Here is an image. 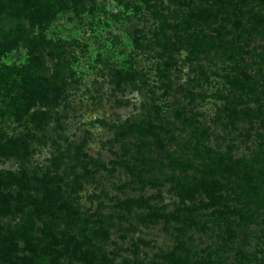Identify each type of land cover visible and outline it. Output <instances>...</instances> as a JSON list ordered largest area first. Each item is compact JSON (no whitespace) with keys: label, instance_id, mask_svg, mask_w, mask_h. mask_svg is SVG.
<instances>
[{"label":"rangeland","instance_id":"rangeland-1","mask_svg":"<svg viewBox=\"0 0 264 264\" xmlns=\"http://www.w3.org/2000/svg\"><path fill=\"white\" fill-rule=\"evenodd\" d=\"M205 5L201 0L67 1L41 28L32 29L43 56L38 73L48 77L57 71L63 92L55 107L35 104L20 121L0 117V141L25 143L24 153L0 154V171H25L30 181L49 178V187L62 194L64 211L32 218L35 236L42 237L38 229L44 223L56 234L82 233L96 259L104 254L108 264L160 263V254L179 241L190 250L192 264H264V204L255 208L242 195L234 198L226 184L218 205L223 217L216 218L202 208V195L182 205L174 189L193 173L189 164L203 174L213 166L211 177L230 176L233 183L241 182L231 175L233 160L264 166L259 122L264 31L246 27L247 5L239 18L244 30L233 29L239 15L230 14L209 25L196 24L193 17L186 26L187 11ZM257 9L264 15V7ZM27 58L18 43L0 56V67L18 69ZM20 90L17 82L12 93ZM5 94L0 89V109ZM195 175L196 183L200 176ZM150 197V204L178 220L143 222L146 211L128 207V200ZM192 204L201 209L189 213ZM182 219L198 227L180 233ZM23 220L21 214L1 216V233ZM227 225L234 233L229 239ZM17 246L18 256L26 254L21 242Z\"/></svg>","mask_w":264,"mask_h":264},{"label":"trees","instance_id":"trees-1","mask_svg":"<svg viewBox=\"0 0 264 264\" xmlns=\"http://www.w3.org/2000/svg\"><path fill=\"white\" fill-rule=\"evenodd\" d=\"M67 1L77 3L78 0H0V56L4 53L16 48L21 43L28 51L27 62L18 69L8 66L0 67V89L6 91L8 100L4 103V107L0 109L1 116H12L16 121L22 119L30 108L36 105L55 107L63 92V82L57 75V71L52 72L48 77L43 73L39 74L43 65L42 52L39 48L38 41L31 37V31L34 27H42L55 14L56 10L63 9ZM205 6H199L195 12L187 11L183 22L189 27L192 24L193 17L196 24H213L217 18L221 22L225 19L224 15H239L233 17L232 25L235 31L244 30L240 16L243 15L242 7L247 5L246 19L247 26L251 32L259 33L264 31V15L260 10H254L264 7V0H201ZM254 10V11H253ZM13 22L11 26H7L8 22ZM5 22V23H4ZM194 22V21H193ZM27 23L28 28H25ZM221 23L218 24L216 32H219ZM218 29V30H217ZM219 34V33H218ZM38 39L42 34L38 33ZM190 36V35H188ZM217 36V34H216ZM121 78V73L117 72ZM17 77L15 78L13 77ZM17 82L21 85L18 94H13ZM251 92L253 88H249ZM253 116L258 119V115L250 111ZM36 116H44L42 113H34ZM45 117V116H44ZM259 120V119H258ZM260 125L264 126V118L259 120ZM16 149L25 151V143L19 139H9L5 142L0 141V154L16 156ZM182 162H180L181 164ZM189 164V163H188ZM186 164V165H188ZM255 161L250 160H233L231 166V175L239 178L241 182H231L230 176L222 178L223 175L211 177L215 175L211 167H207L204 174L198 173V168L191 164L188 165L192 169V174L187 178L179 180L180 186L175 187V193L178 200L183 205V201H193L194 194H200L204 197L205 202L202 208L211 209V216L221 218L223 212L218 210L219 203L223 200L222 192L226 190V184L229 185L231 194L234 198L236 195H242L249 205L255 208L264 204V194L260 190L264 188V166L254 168ZM241 166L246 168L242 171ZM203 171H205L203 169ZM199 174L197 182H192L196 178L195 174ZM208 177V178H206ZM223 181V182H222ZM51 180L49 178L35 177L29 180L25 171L13 173L9 171H0V217L6 215L21 214L24 216L22 224L13 229L5 228V234L1 233L0 228V264H108L109 261L104 254L96 259V255L89 244V238L84 234H73L68 231L53 233L49 225L43 224L38 229L42 237L35 236V225L33 217H51L55 213L64 211L66 204L59 189L50 188ZM34 183L35 186H32ZM33 191L30 193V191ZM238 191V192H237ZM153 198H137L128 200V207L134 205L138 209L146 211L141 219L143 222L152 220H178L175 214L170 213L164 215L152 203ZM127 207V208H128ZM201 208L191 205L187 209L189 213L196 212ZM128 211V210H127ZM232 214L238 213L233 209ZM241 217L238 216V219ZM243 222V218L241 219ZM178 231L180 233L193 226H197L191 219H182ZM232 225L224 228L226 238L234 237L231 230ZM198 227V226H197ZM203 229V226H199ZM100 237L106 239L107 232L102 230ZM218 240L224 243L222 238L216 236ZM229 237V238H228ZM21 242L20 250L26 252L24 255H17L19 248L17 243ZM190 250L187 249L182 242H178L177 246L170 251L160 254V263L154 264H192L190 261ZM62 258H66L63 263ZM198 264H212L210 260Z\"/></svg>","mask_w":264,"mask_h":264}]
</instances>
